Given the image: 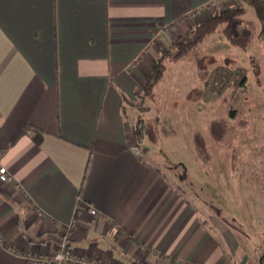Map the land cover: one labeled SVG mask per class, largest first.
Returning a JSON list of instances; mask_svg holds the SVG:
<instances>
[{"label": "crops", "instance_id": "0c3cea01", "mask_svg": "<svg viewBox=\"0 0 264 264\" xmlns=\"http://www.w3.org/2000/svg\"><path fill=\"white\" fill-rule=\"evenodd\" d=\"M237 5L248 12L245 0H0V164L19 185L0 183V264L62 244L74 264H249L240 234L201 218L129 122L157 61Z\"/></svg>", "mask_w": 264, "mask_h": 264}, {"label": "rangeland", "instance_id": "374dc122", "mask_svg": "<svg viewBox=\"0 0 264 264\" xmlns=\"http://www.w3.org/2000/svg\"><path fill=\"white\" fill-rule=\"evenodd\" d=\"M242 18L258 23L250 8ZM223 28L183 62H166L154 97L129 106V122L147 123L139 146L149 149L148 159L207 224L218 220L240 234L249 264H257L264 251V42L250 28L232 46ZM183 69L179 92L172 81ZM198 86L199 104L192 96Z\"/></svg>", "mask_w": 264, "mask_h": 264}, {"label": "trees", "instance_id": "16d2710c", "mask_svg": "<svg viewBox=\"0 0 264 264\" xmlns=\"http://www.w3.org/2000/svg\"><path fill=\"white\" fill-rule=\"evenodd\" d=\"M245 4L253 10L254 15L259 22L260 28L257 34V39L264 42V0H245ZM245 14V8L237 5L217 12L214 16L207 18L200 23L199 26L191 29L175 46H173L170 52L163 55L154 65L142 86V98L150 97L154 88L162 80L165 73L164 61L166 59L170 61H178L184 58L199 44L214 34L220 26H224L222 34L232 46H241L244 38V34L241 32V27L245 24L242 17ZM124 103L131 105V103L125 99ZM146 130V122L142 118H139L134 131L137 141H141L144 138ZM256 263L264 264V251L259 255Z\"/></svg>", "mask_w": 264, "mask_h": 264}, {"label": "built area", "instance_id": "2783aa9c", "mask_svg": "<svg viewBox=\"0 0 264 264\" xmlns=\"http://www.w3.org/2000/svg\"><path fill=\"white\" fill-rule=\"evenodd\" d=\"M3 158L2 153L0 152V163ZM0 183L11 185L15 190L19 189V185L15 182L14 178L8 173L6 168L0 164ZM88 213L92 216L96 215V211L89 209ZM39 217L44 221H49L44 214L38 213ZM75 221H72L67 230L72 231L75 227ZM3 242V238L0 236V243ZM10 252H13L12 247L8 248ZM15 254H18L17 252ZM26 260L29 264H74L77 259L73 256L72 251L66 244H62L50 257L40 258L36 256L26 255Z\"/></svg>", "mask_w": 264, "mask_h": 264}]
</instances>
